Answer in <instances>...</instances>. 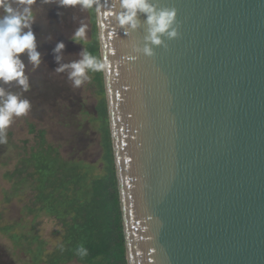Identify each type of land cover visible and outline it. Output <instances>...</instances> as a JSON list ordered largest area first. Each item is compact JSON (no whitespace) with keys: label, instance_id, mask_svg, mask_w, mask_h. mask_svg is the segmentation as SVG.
I'll list each match as a JSON object with an SVG mask.
<instances>
[{"label":"water","instance_id":"water-1","mask_svg":"<svg viewBox=\"0 0 264 264\" xmlns=\"http://www.w3.org/2000/svg\"><path fill=\"white\" fill-rule=\"evenodd\" d=\"M161 5L152 58L95 6L127 263L264 264V0Z\"/></svg>","mask_w":264,"mask_h":264},{"label":"rangeland","instance_id":"rangeland-1","mask_svg":"<svg viewBox=\"0 0 264 264\" xmlns=\"http://www.w3.org/2000/svg\"><path fill=\"white\" fill-rule=\"evenodd\" d=\"M33 8L37 21L33 31L44 63L39 70L31 73V90L24 93L31 101V109L25 116L14 119L7 129V143L0 144V264H45L33 260L32 253L26 250L28 242L22 240L16 245L10 239L11 234L38 235L46 242L48 252L61 240L60 227L52 218L45 215L35 218L24 211L29 194L6 200V192L10 191L13 183L5 180L4 175L15 170L21 158L28 155L30 147L36 142V132L45 131V139L66 158L94 164L95 173L102 174L104 171L97 105L100 99L106 98L105 94L103 96L99 92L92 73L80 88L71 87L66 74L52 73L58 66L53 53L58 42L66 46L63 55L67 62L78 59L83 47L86 48L96 34L99 38L93 10L81 11L78 7L64 9L55 5L46 9L39 4V0ZM81 20L87 24V39L78 45L71 37ZM22 59L27 65L26 54ZM5 227H10L7 234L2 232ZM36 246L32 243V248ZM67 264L82 263L72 261Z\"/></svg>","mask_w":264,"mask_h":264},{"label":"trees","instance_id":"trees-1","mask_svg":"<svg viewBox=\"0 0 264 264\" xmlns=\"http://www.w3.org/2000/svg\"><path fill=\"white\" fill-rule=\"evenodd\" d=\"M92 10L95 21L96 10ZM86 49L101 59L97 34ZM92 74L104 96L103 72ZM97 112L102 133V174L95 173L92 163L63 156L45 139V131H38L28 155L21 158L15 170L4 175L13 183L6 192L7 201L29 194L24 211L35 218L48 216L60 227L61 240L49 252L38 235H10L16 245L22 240L28 242L26 250L36 263L128 264L106 98L99 100ZM9 231L10 227L2 229L3 233ZM32 243L37 246L32 248ZM81 246L87 249L86 256L78 255Z\"/></svg>","mask_w":264,"mask_h":264},{"label":"clouds","instance_id":"clouds-1","mask_svg":"<svg viewBox=\"0 0 264 264\" xmlns=\"http://www.w3.org/2000/svg\"><path fill=\"white\" fill-rule=\"evenodd\" d=\"M37 0H0V144L7 143V129L15 118L25 116L31 109V101L24 96L31 90L30 75L39 70L44 63L42 54L37 50L33 25L37 22L33 5ZM47 7L79 8L91 10L98 6V0H39ZM119 10L115 23L126 35L131 36L145 28L143 46L132 44V51L138 56H155L156 48L167 49L165 41L180 37L178 12L175 7L162 6L161 0H118ZM61 13H58L60 15ZM145 19L141 21L140 16ZM77 22V17H73ZM146 26V27H145ZM87 24L78 22L72 34V41L78 45L87 39ZM65 44L58 42L53 49L57 67L55 74H66L70 86L80 88L89 80V73L103 72L106 61L91 54L86 48L78 54V59L65 61ZM26 54L27 65L22 59ZM15 89V91L13 90ZM81 257L87 249L77 250Z\"/></svg>","mask_w":264,"mask_h":264}]
</instances>
